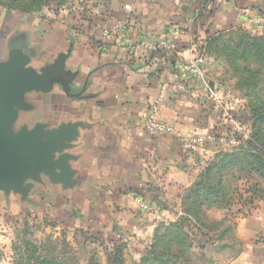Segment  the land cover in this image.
<instances>
[{"label":"crops","instance_id":"1","mask_svg":"<svg viewBox=\"0 0 264 264\" xmlns=\"http://www.w3.org/2000/svg\"><path fill=\"white\" fill-rule=\"evenodd\" d=\"M204 1L62 0L27 10L0 0V64L16 51L26 59L23 69L43 78L42 88L22 96L13 131L40 126L42 135L68 131L72 137L56 156L65 158L69 178H28L25 195L0 191V202L56 216L101 243H122L136 264L147 257L159 225L190 218L184 208L206 161L229 145H210L190 156L181 148L182 137L228 136V125L199 93H162L160 84L177 80L178 55L154 52L147 44L178 29L172 39L182 50L257 27L252 20L264 17V0H234L235 8L221 5L209 13L202 12ZM157 99L159 119L172 124L177 136L147 130V110ZM242 194L245 206L234 200L202 208L212 224L195 222L203 229L202 248L189 251L190 264H264V198ZM135 196L150 213L139 209Z\"/></svg>","mask_w":264,"mask_h":264},{"label":"rangeland","instance_id":"2","mask_svg":"<svg viewBox=\"0 0 264 264\" xmlns=\"http://www.w3.org/2000/svg\"><path fill=\"white\" fill-rule=\"evenodd\" d=\"M29 1L35 3L34 9L41 2ZM54 2L50 0V5H54ZM209 55L216 62L209 80H214L227 98L238 100L240 111L242 108V111H246L244 117L240 111L238 115L249 131L247 138L237 142L239 144H228V148L214 153L206 161V165L216 164L210 174L212 178L215 175L218 178L219 174L225 177L234 175V158L242 155L248 147H259L260 151L255 152L256 157L264 161V27H243L218 36L209 49ZM253 124L259 130L257 138H251L250 127ZM223 156L231 165L226 169L224 167L225 172L219 168ZM226 180L225 189L233 191L237 183L232 178ZM1 202L0 264H119L113 261V256L111 263L107 262V255H112L115 247L120 249L124 264H136L131 261L122 243H101L89 233L61 222L56 216L46 215L40 210L30 211L23 204V208L18 204L17 208L11 210L9 203L4 205ZM177 239L180 246L185 245L186 239L180 234Z\"/></svg>","mask_w":264,"mask_h":264},{"label":"trees","instance_id":"3","mask_svg":"<svg viewBox=\"0 0 264 264\" xmlns=\"http://www.w3.org/2000/svg\"><path fill=\"white\" fill-rule=\"evenodd\" d=\"M28 1L7 0V3L9 5H16L19 8L27 10H37L43 5L50 3V0H41L38 5L36 4L37 6L34 9L35 3L33 1H29L28 4H25ZM53 1L59 2L62 0ZM217 37L205 42V52L208 55L209 49L212 48V45ZM240 107L241 106L239 104V111ZM242 110L244 109L242 108ZM242 110L240 111L242 113L241 116L244 117L246 111ZM240 119L242 120L241 117ZM250 129L251 138H257L259 130L254 127V124L250 127ZM243 150L244 149H242V151ZM245 150L246 151H244L242 155L235 156L233 161L235 170L234 175L232 176L227 175V177H225L224 175L219 174L217 176L218 178H216V175L212 178L210 173L212 169L215 168L213 166H216V164L213 163L211 165H206L202 173L201 180L195 185L193 192L191 193L192 195L188 198L189 201L186 203L184 208L185 214L187 216L189 215L192 220L188 217H183L179 220V222L171 223L169 225H159L156 229L154 242L148 251L147 257L139 264H190L189 251H197L202 248L199 237H201L203 229L196 226L195 222H202L205 227H211L212 224L202 214L201 210L203 207L205 208L213 205L225 207L231 205L234 200L237 201V203L240 201L243 202V206H245L246 201H243L242 193H250L253 196L264 198V161L261 158L256 157L255 154V152L260 151V149L256 146L254 148L248 147V149ZM247 152L248 154L245 155ZM220 163L222 165L219 166V168L221 167L220 171L222 172H225L223 171L224 167L225 169L228 166L231 167V165H228L227 163L226 156H223ZM227 173L228 171H226V174ZM227 178H232L237 183L231 192L225 189L226 186L224 183L228 182L226 180ZM241 190L243 191L242 193L240 192ZM178 234L186 239L185 245H179L177 239ZM115 248L116 249L112 255H107V262L111 263V258L113 256V261H118L117 263L124 264L125 259L123 258L120 249L118 247ZM46 264L59 263L47 262Z\"/></svg>","mask_w":264,"mask_h":264},{"label":"water","instance_id":"4","mask_svg":"<svg viewBox=\"0 0 264 264\" xmlns=\"http://www.w3.org/2000/svg\"><path fill=\"white\" fill-rule=\"evenodd\" d=\"M13 51L7 64H0V191L10 190L26 194L29 186H23L26 179L39 180L44 174L54 182L69 178L65 158L57 154L70 141L66 133L42 135L41 127L28 132L25 128L13 131L22 108V96L31 89H40L42 77L24 70L26 59H19ZM60 176H56V172Z\"/></svg>","mask_w":264,"mask_h":264},{"label":"built area","instance_id":"5","mask_svg":"<svg viewBox=\"0 0 264 264\" xmlns=\"http://www.w3.org/2000/svg\"><path fill=\"white\" fill-rule=\"evenodd\" d=\"M221 5H225L230 9L235 8L234 0H205L202 5V12L209 13ZM125 9L128 10L129 6H125ZM263 18L262 16L256 17L252 22L261 28L264 24ZM121 29L122 27L117 25L114 29L115 34L118 35ZM177 33H179V30L175 29L155 43L147 44L154 52H175L178 55L176 62L177 80L171 84H160L162 93L167 96H176L179 92L199 93L200 96L206 97L211 106L222 114L229 130L228 136H219L212 133L183 136L182 150L186 155L194 156L199 150L207 149L210 145L235 144L239 140L247 138L249 132L247 125L238 115L239 103L236 99L227 98L223 92H219L209 80L208 68L216 62L205 52V43L203 41L194 42L189 47L179 50L172 39V35ZM108 35V31L103 33L104 37ZM130 45L135 46L132 42ZM160 100L157 99L149 104L145 126L151 134L177 136L178 133L172 124L159 119ZM200 163L203 164V162ZM134 198L142 212H151L149 205L142 198L136 196Z\"/></svg>","mask_w":264,"mask_h":264}]
</instances>
